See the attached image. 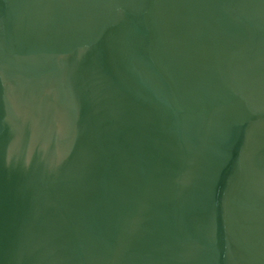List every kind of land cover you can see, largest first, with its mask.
<instances>
[{"label": "water", "instance_id": "95a60500", "mask_svg": "<svg viewBox=\"0 0 264 264\" xmlns=\"http://www.w3.org/2000/svg\"><path fill=\"white\" fill-rule=\"evenodd\" d=\"M0 264H264V0H0Z\"/></svg>", "mask_w": 264, "mask_h": 264}]
</instances>
